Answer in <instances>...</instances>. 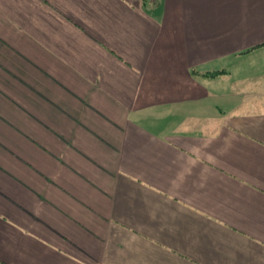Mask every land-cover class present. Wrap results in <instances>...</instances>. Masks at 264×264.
<instances>
[{
  "label": "crops",
  "instance_id": "1",
  "mask_svg": "<svg viewBox=\"0 0 264 264\" xmlns=\"http://www.w3.org/2000/svg\"><path fill=\"white\" fill-rule=\"evenodd\" d=\"M0 264H264V0H0Z\"/></svg>",
  "mask_w": 264,
  "mask_h": 264
},
{
  "label": "trees",
  "instance_id": "2",
  "mask_svg": "<svg viewBox=\"0 0 264 264\" xmlns=\"http://www.w3.org/2000/svg\"><path fill=\"white\" fill-rule=\"evenodd\" d=\"M211 75H214V74H211Z\"/></svg>",
  "mask_w": 264,
  "mask_h": 264
}]
</instances>
